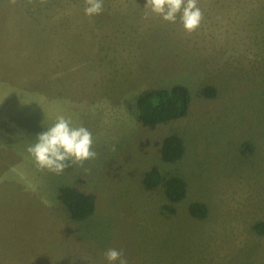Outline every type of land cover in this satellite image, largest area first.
<instances>
[{
	"label": "rangeland",
	"instance_id": "374dc122",
	"mask_svg": "<svg viewBox=\"0 0 264 264\" xmlns=\"http://www.w3.org/2000/svg\"><path fill=\"white\" fill-rule=\"evenodd\" d=\"M200 1L187 33L146 0H103L94 16L85 0H0V264H108V249L128 264H264L253 229L264 222V0H220L255 2L248 18ZM176 84L190 94L186 117L136 121L141 91ZM58 115L92 133L97 155L57 175L26 149ZM169 135L184 148L174 163L158 152ZM151 168L183 179L185 199L146 190ZM61 186L93 193L94 213L72 219ZM194 202L205 219L188 214Z\"/></svg>",
	"mask_w": 264,
	"mask_h": 264
},
{
	"label": "trees",
	"instance_id": "16d2710c",
	"mask_svg": "<svg viewBox=\"0 0 264 264\" xmlns=\"http://www.w3.org/2000/svg\"><path fill=\"white\" fill-rule=\"evenodd\" d=\"M201 95L213 98L215 89L205 86ZM190 94L183 85H173L169 88L145 89L135 98L134 116L136 121L150 129L159 124L169 123L186 117L189 110ZM158 152L163 162L174 163L179 161L184 152L181 139L169 135L159 145ZM141 185L146 190H156L163 184L164 196L172 206L185 199L186 183L176 175L162 178L156 168L141 173ZM57 200L67 209L72 219L81 221L88 218L95 211L96 197L93 193L80 191L76 187L61 186L58 188ZM188 214L197 220L205 219L208 208L203 203L194 202L187 207ZM173 210H171V213ZM255 232L264 234V222L253 226Z\"/></svg>",
	"mask_w": 264,
	"mask_h": 264
},
{
	"label": "clouds",
	"instance_id": "9594fccd",
	"mask_svg": "<svg viewBox=\"0 0 264 264\" xmlns=\"http://www.w3.org/2000/svg\"><path fill=\"white\" fill-rule=\"evenodd\" d=\"M85 15H99L103 11V0H85ZM144 8L162 20L175 23L179 15L183 30L196 31L203 13L197 0H146ZM92 133L83 126H73L71 116L58 115L55 123L36 137V142L27 147L35 165L40 170L61 174L72 165L83 166L85 161L96 158ZM108 264H128L122 250L108 249L104 253Z\"/></svg>",
	"mask_w": 264,
	"mask_h": 264
},
{
	"label": "crops",
	"instance_id": "0c3cea01",
	"mask_svg": "<svg viewBox=\"0 0 264 264\" xmlns=\"http://www.w3.org/2000/svg\"><path fill=\"white\" fill-rule=\"evenodd\" d=\"M240 1V0H239ZM200 3H202V4H206L207 6H208V8H202L203 10L204 9H215V10H220V12H225V11H229L230 10V13H229V15L227 16V14H225L224 15V17L225 18H232L231 16H234L235 15V12H236V10L238 11V12H245V15H244V17H250V16H248V15H246L247 13H250V10H252V7H253V5H255V2H250L249 3V6H250V8H249V6H248V8L246 9V8H244V6H242V3L243 2H239V6H242L245 10H243L242 9V7H240L241 9H238V7H236V6H232L231 8H228V7H221L220 6V0H202V1H200ZM215 6V7H213V6ZM260 7H258V9H259Z\"/></svg>",
	"mask_w": 264,
	"mask_h": 264
}]
</instances>
